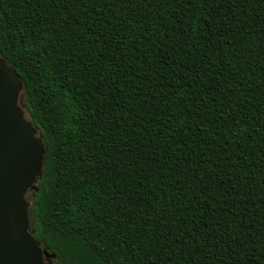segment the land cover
<instances>
[{
  "label": "trees",
  "instance_id": "1",
  "mask_svg": "<svg viewBox=\"0 0 264 264\" xmlns=\"http://www.w3.org/2000/svg\"><path fill=\"white\" fill-rule=\"evenodd\" d=\"M0 57L52 264H264V0H0Z\"/></svg>",
  "mask_w": 264,
  "mask_h": 264
},
{
  "label": "water",
  "instance_id": "2",
  "mask_svg": "<svg viewBox=\"0 0 264 264\" xmlns=\"http://www.w3.org/2000/svg\"><path fill=\"white\" fill-rule=\"evenodd\" d=\"M23 83L0 57V264H52L30 231L28 194L38 191L45 148L20 106Z\"/></svg>",
  "mask_w": 264,
  "mask_h": 264
},
{
  "label": "rangeland",
  "instance_id": "3",
  "mask_svg": "<svg viewBox=\"0 0 264 264\" xmlns=\"http://www.w3.org/2000/svg\"><path fill=\"white\" fill-rule=\"evenodd\" d=\"M25 116H26L27 119H29V116H28V114L26 112H25ZM27 196H29V195H27Z\"/></svg>",
  "mask_w": 264,
  "mask_h": 264
}]
</instances>
